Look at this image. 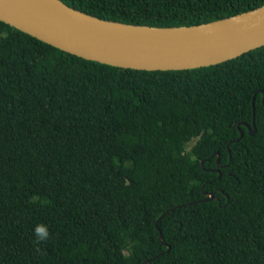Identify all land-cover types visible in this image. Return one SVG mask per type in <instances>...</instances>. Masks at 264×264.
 I'll return each mask as SVG.
<instances>
[{"label":"trees","instance_id":"obj_1","mask_svg":"<svg viewBox=\"0 0 264 264\" xmlns=\"http://www.w3.org/2000/svg\"><path fill=\"white\" fill-rule=\"evenodd\" d=\"M60 1L159 28L264 6ZM263 97L264 47L154 72L86 60L0 21V264H264Z\"/></svg>","mask_w":264,"mask_h":264},{"label":"water","instance_id":"obj_2","mask_svg":"<svg viewBox=\"0 0 264 264\" xmlns=\"http://www.w3.org/2000/svg\"><path fill=\"white\" fill-rule=\"evenodd\" d=\"M0 21L86 60L154 72L210 68L264 47V6L209 24L159 28L102 20L60 0H0Z\"/></svg>","mask_w":264,"mask_h":264},{"label":"clouds","instance_id":"obj_3","mask_svg":"<svg viewBox=\"0 0 264 264\" xmlns=\"http://www.w3.org/2000/svg\"><path fill=\"white\" fill-rule=\"evenodd\" d=\"M36 234L38 235L39 239H45L48 236V232L45 227H37L35 230Z\"/></svg>","mask_w":264,"mask_h":264},{"label":"rangeland","instance_id":"obj_4","mask_svg":"<svg viewBox=\"0 0 264 264\" xmlns=\"http://www.w3.org/2000/svg\"><path fill=\"white\" fill-rule=\"evenodd\" d=\"M193 142L189 144V147L192 146Z\"/></svg>","mask_w":264,"mask_h":264}]
</instances>
